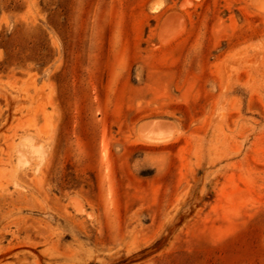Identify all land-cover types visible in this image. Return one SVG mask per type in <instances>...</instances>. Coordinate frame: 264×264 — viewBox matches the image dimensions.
I'll return each mask as SVG.
<instances>
[{"label":"rangeland","instance_id":"1","mask_svg":"<svg viewBox=\"0 0 264 264\" xmlns=\"http://www.w3.org/2000/svg\"><path fill=\"white\" fill-rule=\"evenodd\" d=\"M0 264H264V0H0Z\"/></svg>","mask_w":264,"mask_h":264},{"label":"bare ground","instance_id":"2","mask_svg":"<svg viewBox=\"0 0 264 264\" xmlns=\"http://www.w3.org/2000/svg\"><path fill=\"white\" fill-rule=\"evenodd\" d=\"M154 138V137H153Z\"/></svg>","mask_w":264,"mask_h":264}]
</instances>
